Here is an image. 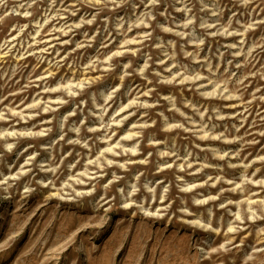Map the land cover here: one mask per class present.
Masks as SVG:
<instances>
[{
  "label": "rangeland",
  "instance_id": "rangeland-1",
  "mask_svg": "<svg viewBox=\"0 0 264 264\" xmlns=\"http://www.w3.org/2000/svg\"><path fill=\"white\" fill-rule=\"evenodd\" d=\"M0 264H264V0H0Z\"/></svg>",
  "mask_w": 264,
  "mask_h": 264
}]
</instances>
